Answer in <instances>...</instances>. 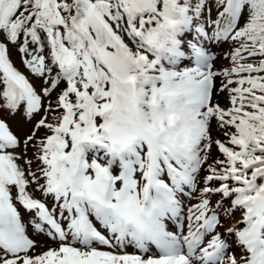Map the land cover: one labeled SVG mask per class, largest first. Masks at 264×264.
Segmentation results:
<instances>
[{
  "label": "snow or ice",
  "instance_id": "1",
  "mask_svg": "<svg viewBox=\"0 0 264 264\" xmlns=\"http://www.w3.org/2000/svg\"><path fill=\"white\" fill-rule=\"evenodd\" d=\"M0 264H264V0H0Z\"/></svg>",
  "mask_w": 264,
  "mask_h": 264
},
{
  "label": "rangeland",
  "instance_id": "2",
  "mask_svg": "<svg viewBox=\"0 0 264 264\" xmlns=\"http://www.w3.org/2000/svg\"><path fill=\"white\" fill-rule=\"evenodd\" d=\"M227 48H228V45H224L222 48L214 49V50L217 51V52H219V53H223L224 51L227 50ZM13 58H14V60L16 61L17 65H18L19 67H21L22 70L26 71V69H24V68H23V65L20 63L19 54H17V53L15 52V50H13ZM220 63H227V61H219V62H218V65H219ZM37 83H39V82H37ZM219 99L221 100L222 103L224 102V97H223V96L220 97ZM18 122H19V118H16V119L11 120V123L13 124L14 128L17 126ZM214 134H215V135H219V133H214ZM21 211L23 212L24 210L21 209ZM25 216H27V213H25ZM130 251H131V249H130Z\"/></svg>",
  "mask_w": 264,
  "mask_h": 264
},
{
  "label": "bare ground",
  "instance_id": "3",
  "mask_svg": "<svg viewBox=\"0 0 264 264\" xmlns=\"http://www.w3.org/2000/svg\"><path fill=\"white\" fill-rule=\"evenodd\" d=\"M219 66V65H218Z\"/></svg>",
  "mask_w": 264,
  "mask_h": 264
}]
</instances>
